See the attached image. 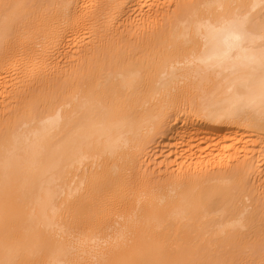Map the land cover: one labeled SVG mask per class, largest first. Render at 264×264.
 <instances>
[{
  "label": "bare ground",
  "instance_id": "6f19581e",
  "mask_svg": "<svg viewBox=\"0 0 264 264\" xmlns=\"http://www.w3.org/2000/svg\"><path fill=\"white\" fill-rule=\"evenodd\" d=\"M263 171L264 0H0V264H264Z\"/></svg>",
  "mask_w": 264,
  "mask_h": 264
},
{
  "label": "rangeland",
  "instance_id": "374dc122",
  "mask_svg": "<svg viewBox=\"0 0 264 264\" xmlns=\"http://www.w3.org/2000/svg\"><path fill=\"white\" fill-rule=\"evenodd\" d=\"M177 8L175 7V6H172L171 7V10L173 11V10H176ZM163 12H164V10H163ZM162 14V13H161ZM153 22H150L149 23V26L152 24ZM69 62V57H67V56H65L62 60H61V63L62 64H67ZM154 139V138H153ZM152 139V140H153ZM160 141H161V139H160ZM152 146H155V145H157L158 143H154V140L152 141ZM263 173H264V171H263ZM163 175L162 176H164V177H162V179L161 180H165V177L168 175V171H164V173H162ZM250 184H251V186L252 187H254V194L256 195V196H259L260 194H261V191H264V186H262V187H260L259 185H258V182H259V180L258 179H255L254 178V175H252V174H250ZM264 181V174H263V177H262V179H261V181ZM246 251H249V248H246ZM242 259V258H241ZM226 262H225V259H223L222 260V264H225Z\"/></svg>",
  "mask_w": 264,
  "mask_h": 264
}]
</instances>
